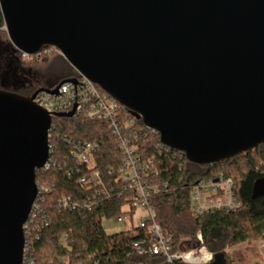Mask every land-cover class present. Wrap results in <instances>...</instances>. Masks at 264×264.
I'll return each mask as SVG.
<instances>
[{
    "label": "water",
    "instance_id": "water-1",
    "mask_svg": "<svg viewBox=\"0 0 264 264\" xmlns=\"http://www.w3.org/2000/svg\"><path fill=\"white\" fill-rule=\"evenodd\" d=\"M0 11L15 49L56 46L189 161L215 163L264 143V0H0ZM67 80L75 81L60 84ZM10 84L6 73L0 264H22L52 117L33 101L46 88L25 96ZM75 108L56 115L72 117ZM263 196L264 176L252 188V198Z\"/></svg>",
    "mask_w": 264,
    "mask_h": 264
},
{
    "label": "trees",
    "instance_id": "trees-1",
    "mask_svg": "<svg viewBox=\"0 0 264 264\" xmlns=\"http://www.w3.org/2000/svg\"><path fill=\"white\" fill-rule=\"evenodd\" d=\"M4 25L0 11V45H6V53L1 58L15 62L19 71H27L29 74L35 67L42 68L46 79V83L41 84L38 81L41 74L38 72L31 74V79L28 77L24 86L17 89L9 86L6 89L30 96L39 88L54 87L62 80L78 74L64 57L55 52L29 61L22 60L3 29ZM6 65L4 68H7ZM35 78L39 84L30 85ZM123 110L134 115L124 106ZM136 127L141 129L138 140L140 149L146 156L153 157L158 167L156 179L167 182L170 187L169 191L156 195L153 202L157 221L165 232L174 236V249L186 250L197 246V233L200 231L203 244L209 251L221 256L223 264H234L233 259L226 253L227 247L245 242L254 236L264 237V196L252 198L254 182L264 176V143L219 162L198 164L189 161L183 151L163 144L159 134L148 128L142 118L137 117ZM64 138L97 141L100 144L95 162L96 167L103 172L107 186L113 184V176L107 174V168H117L122 160L116 140L105 123L84 117L53 118L49 144L61 166L47 171L36 169L38 185L50 188L44 192L42 202V210L50 222L28 237L32 240L28 257L34 259V264H77L90 255L99 264H170L160 256L143 257L134 254L132 244L138 238L137 234L127 230L112 234L106 232L103 219L112 218L122 212V206L127 202L124 195L102 200L91 210L83 207L69 211L58 209L57 202L62 195L81 200L94 192L92 188L78 184L75 177L67 175L64 155L69 147ZM221 171L232 174L236 179L240 208L236 211H210L198 218L193 217L188 201L192 185L203 178H214ZM174 188L184 196L182 207L176 205L171 192ZM41 218L40 216L36 223ZM171 264L184 263L177 261Z\"/></svg>",
    "mask_w": 264,
    "mask_h": 264
},
{
    "label": "built area",
    "instance_id": "built-area-1",
    "mask_svg": "<svg viewBox=\"0 0 264 264\" xmlns=\"http://www.w3.org/2000/svg\"><path fill=\"white\" fill-rule=\"evenodd\" d=\"M3 29L6 30V25ZM16 50L20 53V58L25 61L54 52L64 57L56 46L44 47L34 54ZM71 78L75 81L67 80L61 84L59 82L54 87H46V90L39 91L33 101L47 111L52 120L57 116L56 113L69 112L76 106L72 117H84L105 123L116 140L122 160L117 168L111 166L107 168V174L113 176V184L107 186L104 174L96 167L95 162L100 144L97 141L64 138L69 147L64 155L67 175L75 177L78 184L92 188L94 192L81 200L62 195L57 202L58 209L69 211L83 207L91 210L102 200L124 195L127 202L122 206V212L112 218L120 224L129 223L126 230L138 235L132 244L134 254L143 257L160 256L170 264L177 261L184 264H214L215 254L203 244L200 231L197 233V246L186 250L174 249L173 234L165 232L157 221L154 197L169 191L170 187L167 182L156 179L158 167L154 158L146 156L140 149L138 140L141 129L138 130L136 127L137 117L124 111L119 101L80 72ZM55 89L57 90L54 92ZM55 166L60 167L61 163L49 144L48 159L40 169L47 171ZM37 187V196L23 225L25 245L22 264H34V259L28 257L32 247V240L28 237L50 222L42 210L43 194L50 188L38 183ZM171 192L176 205L182 207L184 196L175 188ZM188 201L190 213L195 218L210 211H236L241 206L236 194V179L232 174L222 171L214 178H203L195 182L189 191ZM40 216L41 221L36 223ZM93 258L94 256L90 255L85 261L77 264H99ZM250 264H264V257L262 261Z\"/></svg>",
    "mask_w": 264,
    "mask_h": 264
},
{
    "label": "rangeland",
    "instance_id": "rangeland-1",
    "mask_svg": "<svg viewBox=\"0 0 264 264\" xmlns=\"http://www.w3.org/2000/svg\"><path fill=\"white\" fill-rule=\"evenodd\" d=\"M5 46L6 45L4 44L0 45V83L3 75L8 73L11 83L10 86L14 87V83H17L16 87L19 88L20 86H24L26 84L25 82L28 80V77L31 79L30 77L32 76L31 74L35 75V73L38 72L39 74H41V77L38 79V81L41 84L46 83V79L43 76L44 72L43 70H41L42 68L35 67L34 70L31 71V74H29L27 71L25 72L24 71L22 72V70L19 71L15 62H11V60L8 59H3V57L1 58V55H4L6 53ZM5 65L7 66V68L6 67L4 68ZM38 81L37 79L36 80L33 79V81L31 80V84L30 83L28 84L34 85L37 84ZM134 219H136V217H134ZM128 226L129 223L120 224L114 218L103 219V227L106 230V232L109 234L126 230ZM261 239L262 238L259 236L251 237L249 240L245 242H241L234 246L227 247L226 253L229 255V258L233 259L234 264H250L252 262H256L259 259L257 243L261 241Z\"/></svg>",
    "mask_w": 264,
    "mask_h": 264
},
{
    "label": "crops",
    "instance_id": "crops-1",
    "mask_svg": "<svg viewBox=\"0 0 264 264\" xmlns=\"http://www.w3.org/2000/svg\"><path fill=\"white\" fill-rule=\"evenodd\" d=\"M261 238H262L261 241L257 243L259 259L256 262L262 261L264 257V237H261Z\"/></svg>",
    "mask_w": 264,
    "mask_h": 264
}]
</instances>
